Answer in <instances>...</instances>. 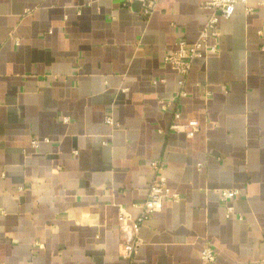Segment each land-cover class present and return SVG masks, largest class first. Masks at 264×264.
I'll return each instance as SVG.
<instances>
[{"label":"crops","instance_id":"0c3cea01","mask_svg":"<svg viewBox=\"0 0 264 264\" xmlns=\"http://www.w3.org/2000/svg\"><path fill=\"white\" fill-rule=\"evenodd\" d=\"M124 2L0 0V264H124L122 209L137 217L159 157L180 200L143 224L133 264H205V244L209 264H264V5L220 19L219 51L179 99L165 57L209 11L159 0L145 18ZM190 119L193 136L171 129ZM224 188L242 190L232 214Z\"/></svg>","mask_w":264,"mask_h":264},{"label":"built area","instance_id":"2783aa9c","mask_svg":"<svg viewBox=\"0 0 264 264\" xmlns=\"http://www.w3.org/2000/svg\"><path fill=\"white\" fill-rule=\"evenodd\" d=\"M134 3L140 5L139 13L145 18H149L156 11L159 0H125L124 5L131 8ZM239 3L247 4L248 0H202L201 7L209 11V16L198 38L192 43H189L184 38H180L177 41V47L166 55L165 62L180 76L178 81L180 90L176 95L179 99L188 94L186 91L187 77L192 69L194 61L219 51L220 19L230 18L235 11L236 5ZM259 4L264 5V0H260ZM250 11H252V8L248 7L247 12ZM259 33L263 38L264 49V23ZM162 81L165 82L164 79H162ZM154 82L157 83V80ZM174 100H176L174 97L169 100L160 98L159 104L161 109L165 111L168 110ZM174 118L176 120L180 118V113L178 111H174ZM64 120H68L67 117H65ZM106 122L115 128L119 126V123L112 115L106 116ZM199 127L200 122L197 119H190L183 124L175 122L171 125L172 130L184 132L189 137L193 136L194 133L199 130ZM44 140L49 141L48 138ZM39 143L40 141L37 138L32 140V145L34 147H37ZM152 167L154 170V177L149 188L147 199L138 205L140 212L137 217L133 218L122 209L120 256L124 264H133L134 257L142 244L140 231L143 224L163 208L166 200L175 202L180 200V196L174 193L167 183L165 175L167 159L165 157L154 159L152 161ZM241 194L242 190L239 188L221 189L220 199L228 213L232 214L235 212L232 201ZM240 219H242V217H240ZM215 260L216 253L214 248L209 244H205L202 251V261L205 264H209Z\"/></svg>","mask_w":264,"mask_h":264}]
</instances>
